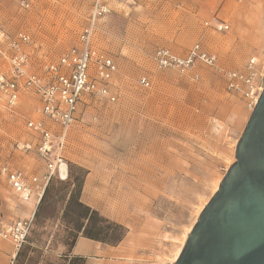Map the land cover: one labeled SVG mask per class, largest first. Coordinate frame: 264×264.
I'll list each match as a JSON object with an SVG mask.
<instances>
[{
    "label": "rangeland",
    "instance_id": "1",
    "mask_svg": "<svg viewBox=\"0 0 264 264\" xmlns=\"http://www.w3.org/2000/svg\"><path fill=\"white\" fill-rule=\"evenodd\" d=\"M93 2L40 0L23 10L16 1L1 0L0 32L30 34L29 70L42 74L78 44ZM111 6L96 45L118 66L110 86L117 100L91 95L81 102L65 152L69 178L53 180V199L37 209L20 250L25 259L11 264H66L72 235L64 211L75 187L65 185L81 174L79 168L87 171L83 203L128 229L119 253L99 264H176L237 161L252 114L228 94L222 73L201 64L190 75L159 70L153 54L166 47L184 55L200 43L218 56L221 70L241 69L257 57L264 84V0H121ZM217 20L230 30L220 33L206 25ZM7 69L0 60V70ZM143 77L151 87L141 86ZM40 106L35 94L24 91L17 106L0 116V167L9 165L28 178L46 170L38 156L16 150L17 142L35 139L28 121L42 119L58 129ZM21 204L0 172V215L24 217Z\"/></svg>",
    "mask_w": 264,
    "mask_h": 264
},
{
    "label": "built area",
    "instance_id": "2",
    "mask_svg": "<svg viewBox=\"0 0 264 264\" xmlns=\"http://www.w3.org/2000/svg\"><path fill=\"white\" fill-rule=\"evenodd\" d=\"M13 1L21 9L30 10L40 0ZM120 3L121 0H94L92 13L79 35L78 44L57 61L49 63L42 74L29 70L27 47L33 43L31 35L23 31L13 35L0 32V60L8 66L7 71L0 70V116L5 109L17 106L22 92L29 91L38 97L41 104L39 112L44 119L58 128L54 131L42 119L30 120L27 129L35 135V139L16 143L17 151L39 157L46 167L43 174L28 178L23 171L9 165L0 167L15 195L22 202H35L36 211L50 182L69 178L65 152L68 134L76 122L81 102L91 95L112 102L117 100L110 86L118 66L112 55L96 45V34L100 21L113 11L111 4ZM206 25L220 33L230 30V24L222 20ZM153 61L159 70H174L183 75H190L199 64L219 70L228 94L239 98L251 114L264 90L261 64L257 57L250 58L241 69L221 70L218 56L196 43L184 55L166 47L158 48L153 54ZM140 84L145 88L151 87L148 77L141 78ZM36 211L32 216L13 221L0 217V237L11 242L17 253L27 243Z\"/></svg>",
    "mask_w": 264,
    "mask_h": 264
},
{
    "label": "water",
    "instance_id": "3",
    "mask_svg": "<svg viewBox=\"0 0 264 264\" xmlns=\"http://www.w3.org/2000/svg\"><path fill=\"white\" fill-rule=\"evenodd\" d=\"M176 264H264V90Z\"/></svg>",
    "mask_w": 264,
    "mask_h": 264
},
{
    "label": "trees",
    "instance_id": "4",
    "mask_svg": "<svg viewBox=\"0 0 264 264\" xmlns=\"http://www.w3.org/2000/svg\"><path fill=\"white\" fill-rule=\"evenodd\" d=\"M79 170L81 174L76 176L72 182L65 185L66 188L69 186L75 187L74 193L68 198L64 211V218L67 219L68 223L71 225L70 233L72 235L71 243L66 244L68 245V254L65 259L68 261V264H85L86 262V259L82 257L69 258L80 236L106 245L118 246L128 234V229L125 226L111 221L98 210L81 201L87 171L81 168H79ZM53 180L47 187L45 195L37 208L38 210H41L47 202L49 203L53 199L51 195V184ZM37 213H35V215H37ZM25 257V253L19 251L16 261L20 262L22 259L24 260Z\"/></svg>",
    "mask_w": 264,
    "mask_h": 264
},
{
    "label": "crops",
    "instance_id": "5",
    "mask_svg": "<svg viewBox=\"0 0 264 264\" xmlns=\"http://www.w3.org/2000/svg\"><path fill=\"white\" fill-rule=\"evenodd\" d=\"M130 9V8H129ZM233 40H236L234 38ZM234 42V41H233ZM114 58V57H113ZM85 187H83L82 191V202L83 197L85 194ZM99 202V201H96ZM91 207V206H90ZM21 213L24 215V217H18V218H6L0 215L1 218H5L7 220H17L20 218H26L29 216H32L34 212L36 211L35 202H22L21 204ZM98 210L97 208H94ZM122 243L118 246H110L103 244L98 241L90 240L85 237L80 236L76 242V245L73 248L72 253L69 255V258L71 257H82L86 259L85 264H99V262H103V260L108 257L112 256L113 254L119 253V247ZM66 249V248H62ZM18 253L15 251V248L13 244L7 240H4L0 237V264H11L13 263L14 259L17 258ZM66 264H68V261L66 260Z\"/></svg>",
    "mask_w": 264,
    "mask_h": 264
},
{
    "label": "bare ground",
    "instance_id": "6",
    "mask_svg": "<svg viewBox=\"0 0 264 264\" xmlns=\"http://www.w3.org/2000/svg\"><path fill=\"white\" fill-rule=\"evenodd\" d=\"M179 253H180V249H179V251H176V253H174V256H173V258H177V257H178V255H179Z\"/></svg>",
    "mask_w": 264,
    "mask_h": 264
}]
</instances>
